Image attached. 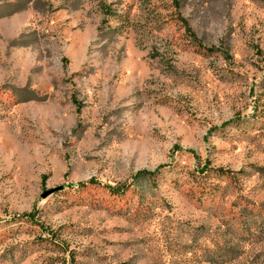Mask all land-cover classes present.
Listing matches in <instances>:
<instances>
[{
    "label": "rangeland",
    "instance_id": "obj_1",
    "mask_svg": "<svg viewBox=\"0 0 264 264\" xmlns=\"http://www.w3.org/2000/svg\"><path fill=\"white\" fill-rule=\"evenodd\" d=\"M263 203L264 0H0V264H264Z\"/></svg>",
    "mask_w": 264,
    "mask_h": 264
},
{
    "label": "trees",
    "instance_id": "obj_2",
    "mask_svg": "<svg viewBox=\"0 0 264 264\" xmlns=\"http://www.w3.org/2000/svg\"><path fill=\"white\" fill-rule=\"evenodd\" d=\"M185 24L186 32L188 33L189 37L191 40L196 43L197 45H201L199 42L198 38L195 36L194 33L191 32V29L187 26L186 21H183ZM208 51H213V49H209ZM189 153L194 154V152L189 151ZM164 166H159L153 171L150 170H140L138 171L134 176H133V181H138V180H149L156 176L160 172V170ZM210 163L208 161L205 162L204 166L198 170L199 174L202 175V177H205V174L207 171H210ZM218 173L219 176H226L230 177L232 176V173L230 171H226L223 169H213ZM204 175V176H203ZM46 179V177H44ZM89 183H94L93 180L89 181ZM85 185L84 183H80L79 186ZM132 185H137L134 183H129V184H120V185H107L108 189L111 191L112 194L116 195H123L125 192L129 190V188ZM241 218L239 220L240 223V230H234L233 226L227 225L229 227L228 229L230 230V233H236L241 231L243 236L245 237L244 240H250L254 239L255 241H263L264 238L261 239V237H264V203L261 204L259 207H243L241 211ZM24 218L27 219H33L34 216L33 214H27L23 216ZM224 250V249H222ZM222 257H225L226 259H229L228 261H233L236 259L235 254L232 252H228V250H224ZM213 259V258H211Z\"/></svg>",
    "mask_w": 264,
    "mask_h": 264
}]
</instances>
